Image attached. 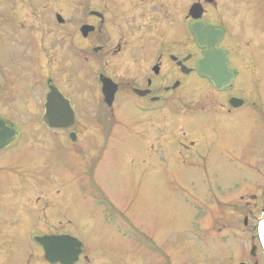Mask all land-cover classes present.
Returning a JSON list of instances; mask_svg holds the SVG:
<instances>
[{
  "label": "flooded vegetation",
  "instance_id": "obj_1",
  "mask_svg": "<svg viewBox=\"0 0 264 264\" xmlns=\"http://www.w3.org/2000/svg\"><path fill=\"white\" fill-rule=\"evenodd\" d=\"M197 25L213 28L231 75L219 90L199 73ZM103 86L114 88L109 104ZM198 90L215 98L192 99ZM117 105L136 121L142 163L164 150L218 155L244 176L245 193L235 183L209 191L203 234L239 244L228 264H264V0H0L1 232L27 223L31 242L68 235L61 211L85 195L113 211L91 173L118 126ZM247 119L260 132L238 143ZM69 158L68 176L54 178ZM80 262H90L83 246Z\"/></svg>",
  "mask_w": 264,
  "mask_h": 264
},
{
  "label": "rangeland",
  "instance_id": "obj_2",
  "mask_svg": "<svg viewBox=\"0 0 264 264\" xmlns=\"http://www.w3.org/2000/svg\"><path fill=\"white\" fill-rule=\"evenodd\" d=\"M214 98L211 92L198 90L192 99ZM115 113L118 126L96 174L90 172L113 211L107 212L102 200L87 195L73 198L76 201L61 211L66 214L68 235L82 243L88 264H228L232 248H238L239 244L224 245L218 235L203 234L211 221L205 197L212 189L219 194L224 186L234 183L238 184V193H245L249 187L245 178H241L244 176L228 170L218 155L203 157L194 153L183 157L164 150L142 163L143 140L134 131L136 121L128 117L131 112L123 106L117 105ZM247 122L250 124L247 129L245 122L236 129L238 143L241 137L260 132L257 123L249 119ZM84 156L91 162V152H85ZM76 163V159L69 158L68 165L53 170V177L60 180L67 177L65 167ZM55 190L52 194L57 199ZM43 201L38 208L45 209ZM5 211L6 207H0V216ZM29 217L33 218L32 214ZM28 226L21 224L25 231L13 230L11 235L5 234V229L0 231L2 237L6 235L0 264H48L42 250L26 234Z\"/></svg>",
  "mask_w": 264,
  "mask_h": 264
},
{
  "label": "water",
  "instance_id": "obj_3",
  "mask_svg": "<svg viewBox=\"0 0 264 264\" xmlns=\"http://www.w3.org/2000/svg\"><path fill=\"white\" fill-rule=\"evenodd\" d=\"M192 32L196 37L197 44L206 48L204 58L199 62V73L208 78L219 90L229 83L231 75L227 73L224 58L215 49L216 40L213 28L197 25L192 27ZM219 35L218 32L217 37ZM217 55H219V59ZM107 88L109 86H103L105 100L109 104L114 94V88L111 87V90H107ZM34 241L42 247L44 258L50 264H74L81 253V243L68 235L41 236L36 237Z\"/></svg>",
  "mask_w": 264,
  "mask_h": 264
},
{
  "label": "bare ground",
  "instance_id": "obj_4",
  "mask_svg": "<svg viewBox=\"0 0 264 264\" xmlns=\"http://www.w3.org/2000/svg\"><path fill=\"white\" fill-rule=\"evenodd\" d=\"M260 231H261V233H262L263 236H264V224L261 225V227H260Z\"/></svg>",
  "mask_w": 264,
  "mask_h": 264
}]
</instances>
